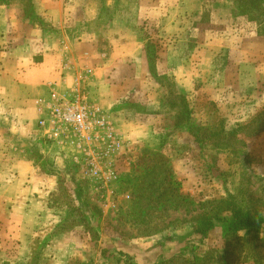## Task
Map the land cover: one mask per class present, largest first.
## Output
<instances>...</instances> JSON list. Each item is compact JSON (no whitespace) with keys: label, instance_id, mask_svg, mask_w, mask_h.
<instances>
[{"label":"rangeland","instance_id":"374dc122","mask_svg":"<svg viewBox=\"0 0 264 264\" xmlns=\"http://www.w3.org/2000/svg\"><path fill=\"white\" fill-rule=\"evenodd\" d=\"M0 5L18 36H64L122 144L116 179L93 181L0 93V264H264V244L223 231L230 197L264 219V0Z\"/></svg>","mask_w":264,"mask_h":264},{"label":"crops","instance_id":"0c3cea01","mask_svg":"<svg viewBox=\"0 0 264 264\" xmlns=\"http://www.w3.org/2000/svg\"><path fill=\"white\" fill-rule=\"evenodd\" d=\"M5 21L9 23L10 29L5 32H0V80L5 84V86L3 85L4 87L0 88V93L10 95V88H8V86H12L13 89H11L14 90V95L9 98L5 95L3 101L12 99L18 102L17 104L19 107H29L31 113L33 112L32 115H34V122L35 124L37 123V130L40 132L38 137H40L39 135L42 137L44 136L43 142L45 144H49L51 147H56L60 154L59 159L63 162L65 161V166L68 167L67 163H70V159L73 158L75 154H78V152L73 154V151H69L68 146L57 142H50L45 139L46 129H40L38 121L41 117L46 116V112L43 113L39 108H41V104L44 101H50L52 99L53 92L57 95L71 94L74 85H78L79 87L82 84L79 80H77L78 83L75 82L76 79L74 80V77L78 76L79 67H82V64H76L67 60L68 57L66 54H68V52L65 50L66 47L62 45V43L65 46L67 44L64 36L59 37L57 42L53 44L51 48L47 41L48 35L50 34L49 32H47L48 35H46V37L41 36V31L22 24L26 29L21 31L22 34L19 36L14 34L17 31H14V29L19 28L13 27L14 24L6 6L0 5V26H2ZM18 37L23 40L21 43L22 46L16 45V39ZM35 39H37V41L38 39H41L42 41L35 42ZM18 42L20 43V41ZM108 61H110V59ZM88 69L92 73L93 68ZM81 81L83 82V80ZM88 84L89 81L87 82V85ZM79 89L83 92L85 98L89 100L90 95L89 92L85 90L86 88L81 89V87H79ZM27 91L36 94L40 93L41 97L40 95L36 97L30 95L28 98L26 95H23ZM2 98H4V96H1V99ZM38 98L41 99L39 103H37ZM19 110L20 112L18 115H20V119L24 122L26 117L31 115V113H26L24 108ZM109 121L114 128L115 123L113 120L109 119ZM19 160L20 155H15L13 160V166L15 169L16 164L18 165V163H20ZM11 177L12 176L7 175L9 180ZM48 180L50 179L48 178Z\"/></svg>","mask_w":264,"mask_h":264},{"label":"built area","instance_id":"2783aa9c","mask_svg":"<svg viewBox=\"0 0 264 264\" xmlns=\"http://www.w3.org/2000/svg\"><path fill=\"white\" fill-rule=\"evenodd\" d=\"M39 110L46 112L38 121L40 129H46V140L70 146L73 154L78 152L74 162L82 165L91 180L116 179L112 160L122 144L101 108L90 103L78 85L71 94L53 92L52 99L44 101Z\"/></svg>","mask_w":264,"mask_h":264},{"label":"trees","instance_id":"16d2710c","mask_svg":"<svg viewBox=\"0 0 264 264\" xmlns=\"http://www.w3.org/2000/svg\"><path fill=\"white\" fill-rule=\"evenodd\" d=\"M150 69L154 71V65L151 63V57L148 56ZM225 210L229 212V215L223 218L224 223V235L236 237L238 233L243 232L246 238H252L255 241H260L264 244V239L260 237V231L264 225V219L261 216L249 213L242 206L241 202L234 198H229L225 201ZM205 228H207L205 226ZM205 228L199 229L198 232L205 235ZM207 231V230H206ZM264 254V252H263ZM260 255L257 252V256ZM258 260V259H257ZM192 264H200L198 261H193Z\"/></svg>","mask_w":264,"mask_h":264}]
</instances>
